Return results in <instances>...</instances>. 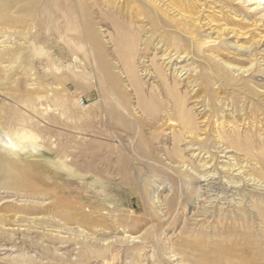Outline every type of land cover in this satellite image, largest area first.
Returning a JSON list of instances; mask_svg holds the SVG:
<instances>
[{
    "label": "rangeland",
    "instance_id": "rangeland-1",
    "mask_svg": "<svg viewBox=\"0 0 264 264\" xmlns=\"http://www.w3.org/2000/svg\"><path fill=\"white\" fill-rule=\"evenodd\" d=\"M0 264H264V2L0 0Z\"/></svg>",
    "mask_w": 264,
    "mask_h": 264
},
{
    "label": "bare ground",
    "instance_id": "bare-ground-1",
    "mask_svg": "<svg viewBox=\"0 0 264 264\" xmlns=\"http://www.w3.org/2000/svg\"><path fill=\"white\" fill-rule=\"evenodd\" d=\"M248 1H252L253 3H258V2H264V0H248ZM233 191V190H232ZM233 194V193H232Z\"/></svg>",
    "mask_w": 264,
    "mask_h": 264
}]
</instances>
